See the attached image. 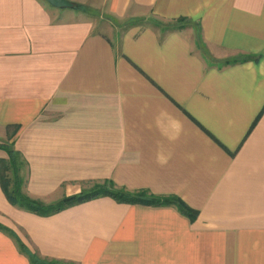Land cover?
Listing matches in <instances>:
<instances>
[{
	"label": "crops",
	"instance_id": "0c3cea01",
	"mask_svg": "<svg viewBox=\"0 0 264 264\" xmlns=\"http://www.w3.org/2000/svg\"><path fill=\"white\" fill-rule=\"evenodd\" d=\"M70 1L0 0V158L46 204L113 182L199 216L110 196L40 215L0 181V264H264V0Z\"/></svg>",
	"mask_w": 264,
	"mask_h": 264
},
{
	"label": "trees",
	"instance_id": "16d2710c",
	"mask_svg": "<svg viewBox=\"0 0 264 264\" xmlns=\"http://www.w3.org/2000/svg\"><path fill=\"white\" fill-rule=\"evenodd\" d=\"M82 9L80 5L75 6ZM182 20V19H181ZM180 21V19L178 20ZM237 61V60H234ZM227 61L226 63H230ZM4 148L8 152L7 158H0V181L3 190L9 201L22 209L40 215H52L70 206L97 198L110 196L119 202L131 204H145L152 206H175L184 215L195 221L199 216V211L190 207L184 200L175 195H157L149 190L129 191L125 188H118L113 182L95 184L91 189H86L78 194L67 196L54 204H46L40 200L32 198L25 192L24 169L27 162L22 154L15 150L12 145L5 144ZM33 264H66L58 261L42 260L32 255Z\"/></svg>",
	"mask_w": 264,
	"mask_h": 264
},
{
	"label": "water",
	"instance_id": "95a60500",
	"mask_svg": "<svg viewBox=\"0 0 264 264\" xmlns=\"http://www.w3.org/2000/svg\"><path fill=\"white\" fill-rule=\"evenodd\" d=\"M49 4L56 8H74L75 4L70 0H47Z\"/></svg>",
	"mask_w": 264,
	"mask_h": 264
},
{
	"label": "rangeland",
	"instance_id": "374dc122",
	"mask_svg": "<svg viewBox=\"0 0 264 264\" xmlns=\"http://www.w3.org/2000/svg\"><path fill=\"white\" fill-rule=\"evenodd\" d=\"M100 20H102V19H99V22H100ZM103 22H107V23H109V21H107V20H102ZM92 187H89L88 189H91Z\"/></svg>",
	"mask_w": 264,
	"mask_h": 264
}]
</instances>
